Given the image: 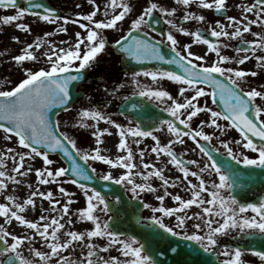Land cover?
Returning a JSON list of instances; mask_svg holds the SVG:
<instances>
[{"label":"snow or ice","instance_id":"1","mask_svg":"<svg viewBox=\"0 0 264 264\" xmlns=\"http://www.w3.org/2000/svg\"><path fill=\"white\" fill-rule=\"evenodd\" d=\"M86 2L91 6L86 14L76 13L69 17L33 0H25V6L18 0H0V8L13 10L11 14L0 15V30L12 26L25 35H33V24L55 26L53 31L42 28V35H35L31 42L17 35L10 37L11 41L21 45L10 60L22 78L10 89L0 90V139L10 142L15 137L20 150L9 147L0 152V197H3L0 202V242L3 243L0 264H162L154 258L153 243L164 246L159 255L170 252L174 257H180L176 264H208V256L215 257L218 264H249L242 259L246 252L258 258V264H264V197L247 202L248 197L238 199L234 194L237 189L246 188L257 178L264 177V84L258 89L247 79L257 77L256 70L227 66H242L254 60L258 68L264 69V0L236 4L238 15L226 14L227 0H175L176 6L170 7L148 0L134 18L131 13L135 0H106L103 6L98 0ZM192 5L201 10L200 14L189 10ZM177 6H182L178 18ZM204 10L223 14L224 22L217 19L215 26L208 24L206 29L196 30H190L182 23H207ZM154 13L163 17L168 26L167 31L158 32L159 39L151 35L156 32L153 21L159 23ZM98 14L100 18H97ZM27 17L34 20H27ZM126 18L130 24L123 31ZM68 24L76 25L79 30L68 39H49L55 34H67ZM145 28L149 31H143ZM110 31L119 32L118 38L110 41L107 35ZM177 34L190 37L191 42L181 45ZM246 34L252 38H246ZM233 41L238 43L233 44ZM109 44L121 54L122 63L135 61L142 65L138 71L124 72L133 85L131 96L158 102L172 119L160 120L157 128H146L139 120L120 123L89 97V105L76 111L72 125L73 128L91 130L89 135L94 146L82 148L76 139L59 131V121L53 122L49 112L56 107L68 111L65 106L73 101L77 83L85 79V70L97 64ZM200 44L206 46L204 54L194 53L193 45ZM45 46L46 50L38 54ZM165 46L168 52L162 51ZM229 48L236 55L222 53V49ZM258 51L261 54H257ZM209 53L215 57L211 62H208ZM145 62L156 64L144 67ZM25 63L41 66L25 67ZM163 65L175 66L176 70ZM141 78H147L149 83H144ZM164 80L178 86L175 96L161 86ZM124 86L120 83L104 91L116 96ZM202 97H209L217 108L210 107L207 101L201 104ZM121 99L128 101L130 97ZM110 103L104 101L103 108ZM138 106L131 104L132 109ZM200 114H207V118L199 119L193 127L194 118ZM101 122L108 126L101 127ZM165 128L170 138L162 142L155 133ZM205 128H212L213 132H205ZM228 129L235 130L239 139L229 141L215 135L216 130L224 134ZM113 136L116 137L113 143L116 154H102L105 137ZM144 138L153 141L150 152L155 154V162H145L146 151L139 147ZM185 138L194 143L192 151L198 149L206 158L203 164L197 159H185L187 150H175V145H185ZM214 138L220 147L212 145ZM133 145L138 151V160ZM232 145L238 146L240 151H234ZM245 150L251 155L245 154ZM57 152L67 158L70 167H53L56 161L50 158V153ZM161 157L167 159L162 167H158ZM38 158L42 161L41 167L32 163ZM8 160L13 162L10 170L6 165ZM89 161L102 162L112 170H120L117 175L113 171L103 172L97 179L124 186L131 192L133 200L151 210L150 216L143 217L139 207L132 206V218L143 233L125 235L111 228L114 217L109 213L114 205L97 187L80 182L94 179L89 170L92 173L97 170L88 164ZM168 165L182 175L175 179L167 177L165 169ZM32 174L35 186L24 184L25 178ZM190 177L195 178V182ZM154 179L160 182L159 188L153 184ZM10 183L26 187V196L18 199L16 195H5ZM65 184L77 186L83 195L85 203L75 211L70 207L76 203L75 193ZM53 185L55 190L52 187L41 190L42 186ZM178 186H182L187 198L169 191V187ZM158 191L162 194H157ZM142 194H153L158 206L143 202ZM166 198L174 203L165 206ZM114 200L120 203L119 196ZM44 202L48 207H44ZM33 209L36 210L35 218H29ZM73 217L80 222H89L91 227L74 230ZM165 217L174 218L175 224L166 223ZM14 227L21 228L22 232L10 230ZM149 235L156 239H149ZM172 237L195 243L189 244L185 251L173 246L179 241H172ZM222 237L245 240V244L243 247L239 243L222 244ZM37 238L47 250L32 247ZM96 239L103 240V245L94 242ZM252 241H257L259 247L253 248ZM24 247L28 248L32 259L22 254ZM77 249L78 256L74 255ZM113 249L116 254L101 255ZM221 256L224 259L220 260Z\"/></svg>","mask_w":264,"mask_h":264},{"label":"rangeland","instance_id":"2","mask_svg":"<svg viewBox=\"0 0 264 264\" xmlns=\"http://www.w3.org/2000/svg\"><path fill=\"white\" fill-rule=\"evenodd\" d=\"M157 2H160L161 0H156ZM106 2V0H98V3L103 6V4ZM249 2H254V0H227V6H229L230 8L232 7L233 9L231 10L232 14L231 15H238L239 13V9L235 7L236 4H244V3H249ZM52 3L54 6L59 7L62 10V15L63 16H75L76 13H87L90 9L91 6L86 2V0H52ZM148 3V0H135L133 7H134V11L133 13H131L132 18L135 17V15H137L141 10L142 7L146 6ZM77 4H80V7H76ZM140 5H143L142 7ZM12 9H3L0 8V15L3 14H11L12 13ZM100 18V14H98V17ZM27 20H34V18L32 17H27ZM219 20H221L222 22H224V18H220ZM130 24V20L128 18H126V21L123 23L122 28H127ZM213 26H215V21L213 23H211ZM54 25H44L41 23L40 26H36L35 24H33V35H25L21 32H19L18 30H15L14 27L12 26H4L2 30H0V53H4V55H0V90H8L10 89L12 86H14V84L16 82L19 81V79L22 78V74L20 73L19 69L15 68L13 66V62H11L10 60V56L11 55H15L18 52V49L21 47L20 44H17L13 41L10 40V37L12 35H17L20 36L22 40L26 41V42H31L34 39L35 35H42V31L41 29L43 28L44 30L47 31H53L54 30ZM69 32L67 34H55L51 37H49V39L54 40V41H59L61 39H68L69 37L72 36V34L79 30L78 27L76 25H72V24H68L67 25ZM254 30H256L255 26ZM108 38L111 41L113 38V33L110 31L108 34ZM246 38L251 39V35L250 34H246ZM223 39V38H221ZM238 41H233L232 43L235 44ZM111 46V44H110ZM44 50H46V46L45 48L38 50V54L42 53ZM110 52L112 53V47L110 48ZM194 53L197 54H204L205 50H206V46L205 45H196L193 46L191 49ZM108 52L105 51L103 54H106ZM222 53L223 54H227V55H236V53L233 51L232 48L229 49H222ZM257 54H261L259 51ZM214 54L209 53L208 54V62H211L212 59H214ZM25 67H39L41 66L40 64H32V63H25L24 65ZM227 66H234V67H241L243 69L246 70H256L258 72L257 77H248L247 79L249 80V82L251 83V85L253 86H257L259 89V86L261 84H264V69H260L256 66L255 61L254 60H250L248 62H246L244 65L240 66V65H227ZM114 76V75H113ZM145 82L149 83V80L147 78H142ZM107 80H112V83H107L104 87L108 88L109 90L113 89L114 87H116V85L123 83L125 86L119 90H125L126 92H132L133 90V85L130 83V79L129 77L125 76V75H116L113 77V79H108L105 77V81ZM147 80V81H146ZM104 81V80H103ZM161 86L163 88H165L166 90H169L171 92V94L173 96H175L177 94V89L178 86L176 84H174L173 82L164 80L161 82ZM243 86V85H242ZM81 90L85 91V96L84 98H82L81 100H79L76 104H74V106H72V108L68 111H64L61 112V114L58 115L57 117V121H59L60 123V131H64L66 132L69 136H71L73 139H76L78 141V146L82 147V148H89L94 146V141L93 139L90 137L89 133L91 130H85V129H77V128H73L72 125L74 123V117L76 114V111L82 107V106H88L89 105V99L87 96V94L89 92H94V90L90 87L87 86H81L78 87ZM207 89V88H206ZM92 93L89 94V97H93V102L94 103H98V106H100L103 110L107 111L109 115H111L114 119H116L118 122L120 123H126L128 121L127 117H121L118 115V113H116L115 108L113 109L112 107H108L106 109L103 108V102L106 101L107 94L105 91L103 93L100 94H95L93 96ZM188 95H191V93H187ZM205 101H207L208 105L210 107H212L213 109H216V106L214 104H212L211 99H209V97H203V99H200L201 104H203ZM257 103H260L259 100H257ZM207 118V114H200V116L198 118H195V121H193V126L196 127L198 124V120L199 119H206ZM264 118V117H262ZM221 124H226V121H218ZM101 127H105L108 125H105L103 122H101L100 124ZM110 127V126H109ZM205 132L208 133H212L213 129L212 128H205L204 129ZM114 131V130H113ZM161 133L157 132L155 134H157L162 142H166L169 137V134L166 131V128L162 131H160ZM2 135V134H1ZM216 136H219L220 139H227L229 141L234 140V139H239L238 133L233 130V129H228L224 134H221L219 132V130H216L215 132ZM109 139V141L107 140ZM106 143L107 145H105L104 149L105 151L102 154H109V155H115L116 154V149L111 146V142L110 139H112V145L113 143L116 141V137H107ZM2 140V139H1ZM214 141L218 142L215 138L213 139ZM192 141L189 140L188 138H185V145H188L189 143H191ZM3 144L5 146V148H1L0 152H5V150L9 147H14L16 148L18 151L20 150L19 146L16 144L15 141V137H13L12 141L10 142H5L3 140ZM153 144V141H151L150 138H144L141 142V145L139 146L140 148L145 149L146 154H145V162L148 161H153L155 162V154H152L150 152V146ZM185 145H175L178 146L179 152H183L187 150V147H185ZM234 151L239 152L240 149L238 146L232 145ZM134 148V154L137 157V160L139 159L138 156V151L136 149V146L133 145ZM190 154V158L193 159H197L200 160V158L198 156H193L192 153L186 151V154ZM245 154H249L251 155V153H248L245 150ZM50 158L53 159L54 161H56V163L53 165V167H59V166H64L66 167V164L64 162L63 159H61L59 157V155H50ZM166 157H161L160 162L157 164L158 167H162L164 165V163L166 162ZM34 163L35 167H41L42 166V161L39 160V158L35 161L32 162ZM92 167L97 168V166L99 164H101L102 162H98V161H89L88 162ZM202 164V162H201ZM6 165L7 168L10 170L13 166V162L11 160L6 161ZM105 165V164H104ZM105 167H107V171H113L114 175H117L118 172L120 170H112L109 168V166L105 165ZM172 170L173 167L171 165H168V167L165 169V175L167 177H169L170 179H175L176 176H178V173L176 172H169V170ZM63 179V178H61ZM30 183H33L35 186V176L34 174L30 175ZM139 182V180H138ZM153 184L155 186H157L159 188V181L157 180H153L152 181ZM69 191H72L73 193H75V196L73 197L74 200L76 201V203H74L73 205H71V210L75 211L76 208H79L81 206L84 205V198L83 195L81 193V191L78 189L77 186L72 185V184H65L64 185ZM48 187H52L53 190H55V186H42L41 190H44ZM27 192V190H26ZM56 196L58 199H61V202L63 203V199L59 196L58 193H56ZM3 201V197H0V201ZM38 202H40L38 200ZM44 205H47V202H44ZM48 206V205H47ZM36 212V210H35ZM35 218V217H34ZM74 220V224H76V227L73 228L74 230H86L88 228L91 227L89 222H80L78 220H76L75 217H73ZM73 224V225H74ZM18 232H22L18 231ZM9 242H11L9 240ZM32 247H36L40 250H47L45 248V246L42 244V242L39 240V238H37V241L33 243ZM22 254L29 259H32L33 257L30 255L28 248L24 247L22 248ZM242 259H244L246 262H249V264H251V262H256V264H258V258H255L254 256H252L250 253H246L244 254V256L242 257Z\"/></svg>","mask_w":264,"mask_h":264},{"label":"flooded vegetation","instance_id":"3","mask_svg":"<svg viewBox=\"0 0 264 264\" xmlns=\"http://www.w3.org/2000/svg\"><path fill=\"white\" fill-rule=\"evenodd\" d=\"M157 3H160V4H162V6H166V7L176 6L175 0H161L160 2H157ZM140 6L142 7L143 5H140ZM177 7H178V12L176 15L178 18L180 15V8L182 6H177ZM232 9H233L232 7L230 8L229 6H227L228 15L232 14V12H231ZM189 10L196 11L197 14H200V11H201V10L197 9V7L195 5L190 6ZM156 14L158 16H160L158 13H156ZM203 14L206 15L207 23H202V22H182V23H184L185 26L188 27L190 30H196V28L206 29L208 27V24H210L209 23L210 19H217V17H219V16L216 17V14L214 13V11H210V10H204ZM161 19L163 21V25L165 26V31H167L168 26L165 24L164 18L161 17ZM144 30L149 31V29H147V28H145ZM151 35L156 36V38L159 39L158 31L151 32ZM177 37H178V40L180 41L181 45L183 43H190L191 42V38L184 36L183 34H177ZM110 51H111L110 48H108V52L106 54H101L97 64L92 69L89 70V72L91 74H94L99 79V82L100 81L102 82V83L100 82L101 83L100 87H102V88L107 83L108 84L112 83L111 81H107V83H105V81H103V79L106 76H113V75L116 76L118 74L124 75V72H126V71L122 70V67H121V59H120L121 55L115 53L114 51H112V53H111ZM128 94H129V92H126L124 89L119 90L117 92L116 96H110L109 94H107L108 98L106 100L111 101V103L108 104V107H110V108L112 107L113 109L118 107L120 102L123 101V99H121V97L127 96ZM154 103L158 104V102H155V101H154ZM211 143L213 146L220 147L219 143L214 141V140H212ZM185 147H187V151L192 153L193 156H198L200 158V161L203 164V162L206 158L202 156V154L199 152L198 149L196 151L191 150V149L195 148V145L193 142L189 143L188 145H185ZM174 148L177 152H179L178 146H174ZM221 152H223V148H221ZM185 157L187 159H193V158H190V154H188V153L185 155ZM191 167L193 168V170H195L194 165ZM171 171L178 173V176L182 175L177 170H175L174 168L172 170L171 169L169 170L170 173H171ZM205 176H206V174H205ZM206 178H207V176H206ZM213 178H215V177H213ZM190 179H193V181L195 182V178L190 177ZM159 184H160V182H159ZM122 188L124 189V192H125L128 199L124 203H122L120 200V203L117 204L114 200V197L116 195L110 194L107 199L109 200V202L111 204L114 205V208H113V211L109 213V215H112L114 217L113 220H115V221L124 220L125 222L128 223V225L130 227V231L123 232V233H125V235H137L138 233H143V229L141 228V226L139 224H137L135 220H131V219H133L132 218L133 213L131 211L132 206L133 205L138 206L139 212L143 217L150 216L152 214L151 210L143 208L140 201H136V200L132 199V194L130 191H127L124 188V186H122ZM169 191L173 192L174 194L178 193L185 198L188 197V194L182 190V186H178L176 188L169 187ZM157 194H162V192L158 191ZM142 200H143V202L150 203L153 206H158V204H159V202H157L155 200V196L153 194H142ZM164 203H165V206H169V205L173 204L174 202H172L170 200V198H166ZM192 210L195 211L196 209L193 208ZM102 218H106V217L102 216ZM165 222L169 223L170 225L175 224L174 218L165 217ZM189 223H191V222H189ZM72 227L75 228L76 224H74ZM145 235H147V234L145 233ZM233 235H235V234H233ZM138 238H141V236H138ZM148 238L153 239V240L156 239L155 237H152L150 235L148 236ZM141 240H142V242H144V240L142 238H141ZM171 240L174 242L179 241L178 244L173 243V246L184 249L185 251H188V245L189 244L195 243V242H191V241H183V240H180L179 238H176V237H172ZM94 242H96L99 245H103V243H104V241L100 240V239H96ZM221 242H222V244L229 243V242L231 244L239 243V245L242 247V244L245 242V240L234 241V240H232L231 237H222ZM153 247L156 249V254H155L154 258L157 259L158 261L162 262V264H176L177 259H180V257H174V254H172L170 252H166L164 255H159V252L163 250V247H164L163 245H156L155 243H153ZM112 254H116L114 249L110 250L108 253H101V255H104V256H108V255H112ZM74 255H76V256L79 255V249L76 250ZM210 257L211 256H208V258H207L208 262L210 260L209 259ZM184 259H187V257H184ZM219 259L222 260V259H224V257L221 256Z\"/></svg>","mask_w":264,"mask_h":264},{"label":"water","instance_id":"4","mask_svg":"<svg viewBox=\"0 0 264 264\" xmlns=\"http://www.w3.org/2000/svg\"><path fill=\"white\" fill-rule=\"evenodd\" d=\"M18 2L20 3V5H24L25 6V0H18ZM34 3H44L46 6L48 7H52L50 0H33ZM57 13L60 14V10L56 9ZM154 24V21H153ZM153 27L159 28L158 25H153ZM143 34V33H141ZM162 51L164 52H168L169 50L167 49V47H164L162 49ZM118 52V51H117ZM123 64L124 69L126 70H136L138 71L140 69V67L142 65L137 64L135 61H132L130 63L127 64ZM156 64V62H145V64L143 65L144 67H153ZM164 67H168L171 70H176L175 66H168V65H163ZM219 78V77H218ZM92 81H94V79L89 78L88 73L86 72L85 75V79L81 82H78L76 85L77 86L81 85V83L83 82H87V83H92ZM74 90L73 92V101L69 104L66 105V108H69L72 106V103H74L76 100H78L79 98L82 97L83 92H78L77 90ZM136 103L139 106L136 109H132L131 108V104ZM219 103V101H218ZM61 110H64L62 108L56 107L53 108L50 112H49V117L53 122H56V115L61 112ZM120 113L123 112L124 114L127 113L129 114L131 117H133L135 120H139L142 124V126L146 127V128H156L158 127L159 121L160 120H164V119H172V117L170 116L169 113L164 112L163 109H161L158 106H155L153 103L145 100L144 97H138V96H131L130 99L128 101H125V103H123L118 110ZM183 127V126H181ZM257 142H259L258 138ZM59 153V152H57ZM62 155L63 158H65L68 167H70V164L67 160L66 157L63 156L62 153H60ZM216 155V154H214ZM81 164H83V161H78ZM257 172H260L259 169L256 170ZM89 174L92 175L94 177L93 180L91 181H83L81 180V183H87L90 184L93 187H97L98 189H100L101 192H109L108 190L112 189V191L117 190L118 188H116L115 186H112L113 183L112 182H103V181H99L97 179V177L94 176V174L89 170ZM264 177H259L257 178L254 182L250 183L246 188L243 189H237L234 194L237 195L238 199H242L243 197H248V201L247 202H254V199L260 195H264V183H261V179ZM107 184V187H101V185ZM112 186V188L110 187ZM107 194V193H106ZM243 202V200H242ZM115 230H120L119 228H117L119 225L117 223H113L110 224ZM124 228V226H123ZM252 246L253 248H257L259 247V244L257 241H252ZM3 246V243L0 242V247ZM211 264H218V260L216 259L215 261H212Z\"/></svg>","mask_w":264,"mask_h":264},{"label":"bare ground","instance_id":"5","mask_svg":"<svg viewBox=\"0 0 264 264\" xmlns=\"http://www.w3.org/2000/svg\"><path fill=\"white\" fill-rule=\"evenodd\" d=\"M186 95H188V94L186 93ZM105 139H107V137H105ZM107 140L109 141V139H107ZM110 142H111V146H113L112 145V139H110ZM105 145H107V143ZM105 145H102V147H105ZM1 148H5V146L3 144V140L0 139V150H1ZM30 182H31L30 181V176L25 178V180L23 181L24 184L30 183ZM26 190H27L26 187H18L16 185H13V184L10 183V188L5 192V195L12 194V195H16L18 199H22L27 194ZM0 202H3V201L1 200ZM39 203L40 202L37 201V205L38 206H39ZM44 207H48V206L44 205ZM34 213H35V209H33L31 213H29V218H34L35 217ZM10 230L18 232V231H21L22 229L19 228V227H14V228H12Z\"/></svg>","mask_w":264,"mask_h":264}]
</instances>
